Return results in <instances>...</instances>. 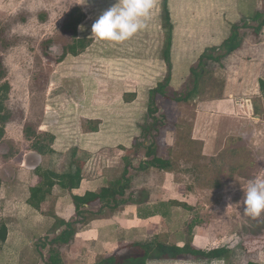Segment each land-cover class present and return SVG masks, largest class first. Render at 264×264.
I'll return each mask as SVG.
<instances>
[{
  "label": "rangeland",
  "instance_id": "374dc122",
  "mask_svg": "<svg viewBox=\"0 0 264 264\" xmlns=\"http://www.w3.org/2000/svg\"><path fill=\"white\" fill-rule=\"evenodd\" d=\"M115 3L0 0V86H11L5 101L10 118L0 124V222L10 225L11 244L1 245L0 264H46L49 253L42 245L56 234L40 236L39 230L29 231L28 223L24 231L17 221L10 224L5 215L15 209L14 199L8 198L12 190L6 194L10 186L18 187L11 195L25 200L36 167L65 173L84 162L87 174L108 185L124 172V147L133 149L128 160L135 165L134 201L162 196L167 203L162 210L189 214L187 223L200 224L220 239L226 234L225 243L264 242V236L255 237L264 231V214L252 218L243 211L244 189L264 179V28L260 36L242 28L240 50L226 57L222 67L208 64L189 101L172 99L192 89L191 68L203 71L202 53L221 45L234 24L242 25L258 10L264 13V0H169L175 26L173 73L169 98L156 99L163 125L156 143L170 166L146 171L139 166L146 158L142 129L151 122L150 90L168 73L164 0H154L146 27L119 44L98 40L91 31ZM77 6L85 14L78 35L89 45L78 55L63 56L74 40L63 26ZM39 141L53 152L34 150ZM53 198L44 213L53 210Z\"/></svg>",
  "mask_w": 264,
  "mask_h": 264
},
{
  "label": "trees",
  "instance_id": "16d2710c",
  "mask_svg": "<svg viewBox=\"0 0 264 264\" xmlns=\"http://www.w3.org/2000/svg\"><path fill=\"white\" fill-rule=\"evenodd\" d=\"M85 14L80 6H77L72 13L65 20L63 28L66 31L73 33L74 40L67 46L63 56L67 54L78 55L80 51L86 49L89 45L86 37H79L78 26L83 22ZM245 19V18H244ZM247 20V21H246ZM244 23L234 24L229 37L219 46L207 48L199 57V64L203 71L199 72L196 67L191 68V77L193 87L190 91L182 96L172 98L175 101L187 102L197 93L198 85L202 74L208 64H218L223 66V60L240 50L243 45L242 28L247 27L251 29L255 36H260L264 28V13L256 11L251 17L247 18ZM248 21H254L256 24L250 25ZM164 29L166 32L165 47L163 50V60L167 64V76L161 80L158 85L150 90V106L149 118L151 122L142 129L143 143L142 146L146 148V158L142 159L139 168L147 170L150 168H158L165 170L169 168L170 161L160 157L157 150V143L161 131L162 122L158 117V107L156 99L158 96L167 97V88L171 84L173 73L172 50L174 45V22L169 8V0H164ZM223 50L222 53H217ZM11 86L8 82L0 86V124L4 125L9 121V114L6 112L5 101L9 96ZM30 134V132H29ZM28 134V135H29ZM51 141L54 140L53 135H49ZM34 150L40 154L45 155L53 152L50 145L42 141L33 144ZM126 154L124 159L127 160L126 167L122 176L113 183V185L103 186L95 192H87L84 195H73L75 212L70 219H60L59 232H55L53 238L45 237L47 242L42 246L48 250V258L46 264H69L62 258L63 249L67 248L75 240L77 233L84 228L89 222L98 216L104 215L106 211L113 212L119 206L134 202L133 195L130 189L133 187V169L135 167L133 161L128 160V156L132 155V147H124ZM149 158V159H148ZM136 169V168H135ZM138 169V168H137ZM36 182L30 187V196L28 203L36 209H41L44 202H46L53 194L56 186L64 190L72 191L79 188L83 180V172L80 167L72 168L65 173H58L52 169L38 166L35 169ZM1 185V182H0ZM8 227L6 222H0V247L4 244L8 237ZM264 236L263 233L257 237ZM255 241H259L256 239ZM121 252L111 254L110 256L100 257L94 263L85 264H147L149 259H177L184 256H194L202 259H217L224 257L229 249L216 248L210 251L196 249L188 242L184 246L168 244L160 240H147L143 242H132L121 247Z\"/></svg>",
  "mask_w": 264,
  "mask_h": 264
},
{
  "label": "crops",
  "instance_id": "0c3cea01",
  "mask_svg": "<svg viewBox=\"0 0 264 264\" xmlns=\"http://www.w3.org/2000/svg\"><path fill=\"white\" fill-rule=\"evenodd\" d=\"M79 161L83 163L84 159ZM78 167L83 172L81 185L72 191L56 186L53 190L56 198H53V210L50 213H44V207L49 204L50 198L43 203L39 210L28 203L30 187L36 182V176L32 183L27 186L25 200L17 199L16 196L11 195L18 187L15 186L17 188L13 190V187L10 186L8 191L6 190V194L12 190L8 198H13L12 204L15 205L12 213H5L6 216L8 215L7 219L10 224L17 221L19 228L24 231L25 224L28 223L29 231L37 234L35 231L38 232L39 230L40 236L59 231V220L70 219L74 215L73 195L82 196L87 192H95L103 187V184H100L101 177L95 175L92 177L90 173L87 174L85 162L82 166L79 164ZM51 169L59 173V171ZM103 179L105 180L106 177ZM114 182L112 180L108 185H113ZM1 198L2 189H0V200ZM165 200L162 196H151L144 200L136 199L134 202L121 205L111 213L106 211L104 215L91 220L77 233L71 245L63 249V260L69 264L94 263L100 257L121 252L123 245L143 242L147 240L148 235H156L161 238V241L168 244L184 246L185 241L190 239L191 244L196 249L210 251L224 247L229 249V252L224 257L217 259L184 256L177 259H149L147 264H264V242L260 245L244 244L243 246L238 243H225V240L228 239L226 234L222 233L220 239L214 231H209L200 224L187 223L189 214L162 210L163 206H167ZM7 226L9 233L5 245H10V225ZM20 233L24 235V233ZM22 244L21 242V252L25 249Z\"/></svg>",
  "mask_w": 264,
  "mask_h": 264
},
{
  "label": "clouds",
  "instance_id": "9594fccd",
  "mask_svg": "<svg viewBox=\"0 0 264 264\" xmlns=\"http://www.w3.org/2000/svg\"><path fill=\"white\" fill-rule=\"evenodd\" d=\"M153 8L154 0H116L92 24V37L118 44L128 41L146 27ZM243 203L245 215L257 218L264 214V179L248 184Z\"/></svg>",
  "mask_w": 264,
  "mask_h": 264
}]
</instances>
